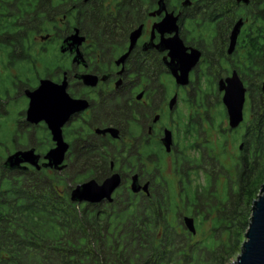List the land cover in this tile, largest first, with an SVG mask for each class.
Instances as JSON below:
<instances>
[{"label":"flooded vegetation","instance_id":"obj_1","mask_svg":"<svg viewBox=\"0 0 264 264\" xmlns=\"http://www.w3.org/2000/svg\"><path fill=\"white\" fill-rule=\"evenodd\" d=\"M85 1L101 3L114 16L123 7L121 0ZM131 1L127 5L134 9L129 12L137 21L126 35L81 31L77 0L44 1L37 21L22 25L28 34L21 41L0 34V147L6 157L33 150L39 168L23 163L16 170H37L61 187L67 183L69 197L78 184H101L116 176L110 200L81 202L99 218H120L125 209L153 200V217L157 205H164L171 208L164 213L179 218L176 231L191 234L184 222L188 217L192 234H203V219L211 212L201 203L211 185L207 179H214L219 167L216 146L223 134L227 147L233 136L239 150L245 144L248 87L238 75L246 89L244 120L231 129L227 114L222 121L216 109L221 104L226 111L219 82L236 71L238 62L235 49L228 53V38L195 34L191 0H162L161 13L159 2L142 7L140 0ZM13 7L12 0H0V30ZM166 12L178 17L184 50L171 49L174 33L161 34L154 27ZM139 27L132 44L130 34ZM78 37L84 38L80 44ZM195 53L199 58L186 82L177 81L174 72L180 75ZM34 93L37 112L28 116ZM52 150L62 156L58 165H49ZM213 193L221 194L217 188Z\"/></svg>","mask_w":264,"mask_h":264},{"label":"trees","instance_id":"obj_2","mask_svg":"<svg viewBox=\"0 0 264 264\" xmlns=\"http://www.w3.org/2000/svg\"><path fill=\"white\" fill-rule=\"evenodd\" d=\"M12 1L11 19L4 21L0 34L21 41L28 34L22 25L37 21L46 0ZM77 1L84 33L122 36L137 21V15L129 12L134 9L127 5L129 0H121V13L115 16L99 2ZM191 1L196 15L190 17V27L198 36L221 35L229 40L235 22H244L233 68L248 87L251 115L245 122V144L236 155L227 152L224 134L216 146L219 171L207 179L211 185L201 203L210 206L206 207L210 217L203 219L209 228L200 235L176 231L179 218L164 213L171 209L161 208L164 205H157L153 217V200L125 209L120 218H99L87 204L71 201L67 183L61 187L46 181L37 170L6 169V154L0 147V264H230L241 251L264 178V0H250L248 5L236 0ZM158 2L140 0L142 7ZM216 109L224 121L223 106ZM236 140L233 137L231 143ZM222 176L226 180L220 182ZM216 188L221 194L213 197Z\"/></svg>","mask_w":264,"mask_h":264},{"label":"water","instance_id":"obj_3","mask_svg":"<svg viewBox=\"0 0 264 264\" xmlns=\"http://www.w3.org/2000/svg\"><path fill=\"white\" fill-rule=\"evenodd\" d=\"M162 2V0L159 1L157 13H161V11L164 10ZM236 2L243 5H248L250 0H236ZM184 3L188 4L189 1L185 0ZM177 20L178 17L172 12H166L164 17L154 25V27L157 28L161 34H164L165 32L170 34L174 33L173 38L169 41V43H171L170 47L174 51L184 50L178 37ZM243 24V20L239 19L233 25L229 37L228 53H232L235 49L237 38L240 34ZM140 32L141 28L139 27L130 34L132 44L140 35ZM83 39V37H78V44H80ZM167 47H169V44ZM171 57L174 58L175 54H173ZM198 58V53H195L190 65L183 64L182 68L179 69L181 73L180 75H177L174 72V75L177 77V81L181 83L186 82L188 72L192 65H194V63L198 60ZM219 90L223 92L222 103L226 109L229 128L235 129L244 120V104L246 100V89L236 71H233L230 76L225 78V80H220ZM262 90L264 92V83L262 85ZM36 94L37 93L31 95L33 96V101L30 104L31 110H29L28 116L36 114L37 112L39 103L37 102ZM38 158L39 157L33 153V150L17 151L6 157L4 161V167L9 170H16L20 168L21 164L27 163L34 166L35 168H39L37 164ZM47 159L50 161L49 165H58L62 159V156L57 154L55 150H52L47 155ZM117 184L118 179L116 176L106 179L101 184H97L94 180H89L76 185L70 193V199L71 201L79 203L97 202L102 198H107L110 200L111 193ZM132 189H137L135 183L132 184ZM184 222L186 228L191 233H195L193 220L191 218L185 217ZM230 264H264V183L261 186L260 195L253 203L250 223L245 233V241L243 242L240 254L235 260L230 262Z\"/></svg>","mask_w":264,"mask_h":264},{"label":"rangeland","instance_id":"obj_4","mask_svg":"<svg viewBox=\"0 0 264 264\" xmlns=\"http://www.w3.org/2000/svg\"><path fill=\"white\" fill-rule=\"evenodd\" d=\"M250 112L247 110V108L245 109V120H247L248 118H250ZM223 125H224V127H226L227 126V122H224L223 123ZM239 133V132H238ZM237 136H240L239 134L237 135ZM227 137H228V139H229V141H230V138L232 137V135L231 134H229V135H227ZM234 137V136H233ZM215 140H216V137H215V135H213L212 137H211V141H213V142H215ZM239 145H240V142L238 141L237 143H236V145H234V144H228V147H227V149H228V153H229V155H236L237 153H238V147H239ZM220 182H223V179H220ZM264 183V178H262L261 179V185H260V189H261V186H262V184ZM259 195H260V193H259ZM209 222H207V224H206V226H205V230H207L208 228H209ZM198 235H200V234H198ZM196 236L197 238H199V236ZM240 254V252L238 253V255ZM238 255H236L235 257H234V259L233 260H235L236 258H237V256ZM232 260V261H233ZM231 261V262H232Z\"/></svg>","mask_w":264,"mask_h":264}]
</instances>
